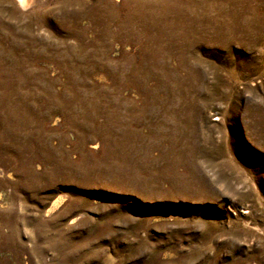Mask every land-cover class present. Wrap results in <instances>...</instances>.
<instances>
[{"label": "rangeland", "instance_id": "obj_1", "mask_svg": "<svg viewBox=\"0 0 264 264\" xmlns=\"http://www.w3.org/2000/svg\"><path fill=\"white\" fill-rule=\"evenodd\" d=\"M0 264H264V0H0Z\"/></svg>", "mask_w": 264, "mask_h": 264}, {"label": "bare ground", "instance_id": "obj_2", "mask_svg": "<svg viewBox=\"0 0 264 264\" xmlns=\"http://www.w3.org/2000/svg\"><path fill=\"white\" fill-rule=\"evenodd\" d=\"M19 2V1H18Z\"/></svg>", "mask_w": 264, "mask_h": 264}]
</instances>
